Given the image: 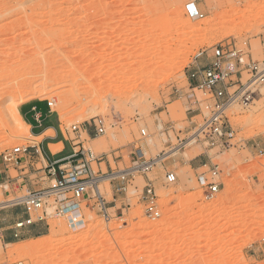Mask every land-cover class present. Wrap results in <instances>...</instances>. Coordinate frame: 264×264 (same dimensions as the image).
<instances>
[{
	"label": "rangeland",
	"instance_id": "374dc122",
	"mask_svg": "<svg viewBox=\"0 0 264 264\" xmlns=\"http://www.w3.org/2000/svg\"><path fill=\"white\" fill-rule=\"evenodd\" d=\"M191 5L204 17L191 13ZM226 43L264 62V0H0V159L44 140L32 128L18 137L10 127L14 109L31 117V104L43 103L60 140H76L77 126L85 148L107 154L113 170L132 167L133 146L157 159L148 176L162 214L156 221L145 217L147 178L136 174L124 195L127 207L118 215L109 211V221L84 203L69 222L48 219L44 237L24 235L13 245L0 238V264H264V94L250 107L227 109L236 131L230 148L192 145L173 155L167 148L195 127L187 119L194 95L208 99L191 91L190 74ZM101 66L106 81L93 75ZM65 93L76 98L66 112ZM96 120L106 133L89 139L84 129ZM168 123L175 133L162 132ZM199 157L220 171L222 186L212 200L190 166ZM169 172L178 179L171 186L165 184ZM101 192L113 200L109 181ZM14 196L12 187L0 188V203ZM14 209L0 208V227L22 217Z\"/></svg>",
	"mask_w": 264,
	"mask_h": 264
},
{
	"label": "built area",
	"instance_id": "2783aa9c",
	"mask_svg": "<svg viewBox=\"0 0 264 264\" xmlns=\"http://www.w3.org/2000/svg\"><path fill=\"white\" fill-rule=\"evenodd\" d=\"M189 11L196 14L198 18L204 17L195 5H191ZM190 79L196 83L195 87H191L193 92L200 91L208 95V99L201 101L194 95L190 100L187 119L195 127L189 132L187 138L178 136L176 144L167 143L168 153L173 155L192 145L219 151L230 148L232 142L236 140V131L232 128L226 111L236 104L243 108L250 107L257 101V97L264 94V62L255 61L248 52L238 49L237 44L226 43L216 46L212 50L209 63L206 66L196 67L190 74ZM48 106L52 109L53 102H48ZM197 118H201V122H196ZM90 127L93 128L95 136L106 133L102 120L94 121ZM72 130L77 135L76 140L71 141L72 153L42 168L43 174L39 179V188L25 189V180L18 181L16 178H8L0 184V188L5 191L12 187L15 196L8 204L9 207L23 208L26 216L15 225L14 237L21 238L22 231L35 223H48L50 218L68 220L75 211H83L84 203L86 208L101 214L106 221H109L111 215L108 202L101 192L102 180L106 177H111L109 182L115 194L127 195L130 179L136 174L145 176L147 184L141 199L145 217L151 221L160 219L162 214L159 211L160 199L157 188L148 176L157 165V159H146L142 148L133 146L130 153L134 158L132 167L123 170L112 169L110 173H102L99 167L109 161V156L96 155L92 150L86 149L81 142V130L77 126H74ZM162 132L175 133L176 128L173 123H168L166 128H162ZM178 132L179 135H184V131ZM141 134L142 137L147 136L146 131H142ZM32 149L30 146H21L2 155L5 171L8 172L20 166V158L24 155L45 159L42 152L37 149L31 152ZM196 171V179L205 199H214L222 186L219 169L216 166L204 165ZM177 181L175 173H167L165 177L167 186L174 185ZM25 190L24 195H16ZM3 234L4 231L0 229V238ZM260 248L264 256V238L260 241Z\"/></svg>",
	"mask_w": 264,
	"mask_h": 264
},
{
	"label": "crops",
	"instance_id": "0c3cea01",
	"mask_svg": "<svg viewBox=\"0 0 264 264\" xmlns=\"http://www.w3.org/2000/svg\"><path fill=\"white\" fill-rule=\"evenodd\" d=\"M200 65H197L196 67H199ZM195 67V68H196ZM196 83L190 79V86L195 87ZM193 91V89H191ZM31 111L32 116L27 117L26 114L21 111V115L24 119V121L31 126L33 134H35V137H43L45 136L44 140L39 143H34L33 145H30L33 149L31 152H34L35 149L42 152L45 156V161L42 160L39 157H32L31 155H24L20 158V166H18L16 169H10L8 172L5 171L4 165L2 163V159H0V183H3L7 181L8 178H13L11 176V171L14 170L18 177L16 178L18 181L24 179L26 182V187L30 190L39 188L40 186V177L42 176V168H44L48 163H51L53 161H57L59 159H62L72 153V144L70 141L66 139L68 144L64 140H60L59 134L57 132L56 127L48 126L49 124V118H50V111L46 109V107L43 105V103H38L37 105L31 104ZM45 107V108H44ZM38 129L36 133L35 130ZM85 134L89 137V139L95 138L94 130L91 128L84 129ZM49 131H53V134H49ZM62 145L61 150L57 153H53L52 149H50V146L56 145ZM122 157V162H124V155L123 153L117 152ZM117 153H114L113 156H116ZM131 153V151L129 152ZM130 159H132L131 154L129 155ZM116 167L119 165V162L116 161L117 157H114ZM118 163V164H117ZM106 170L108 173L112 170V164L110 160L105 163ZM208 165L206 160L203 157H199L192 161L190 163V166L193 170H197L199 167ZM99 169L104 173L102 166L99 167ZM127 197L124 195H118L113 194V200L107 201L108 202V208L109 211L115 210L116 214L118 215L121 211L125 210V207H127L126 203ZM120 205V207H119ZM14 212H21L22 217L20 219L15 220L11 223L10 227H0L1 230L4 231L3 237L1 238L4 243H7L9 245H13L17 243V238L14 237V227L15 225L22 221L26 216L24 215L23 208L16 207L14 209ZM46 225L48 223H35L34 225L28 227L21 233V237L24 235H30V239L33 238H40L44 237L47 233Z\"/></svg>",
	"mask_w": 264,
	"mask_h": 264
},
{
	"label": "bare ground",
	"instance_id": "6f19581e",
	"mask_svg": "<svg viewBox=\"0 0 264 264\" xmlns=\"http://www.w3.org/2000/svg\"><path fill=\"white\" fill-rule=\"evenodd\" d=\"M108 46V44H105L103 47H106ZM96 47V46H95ZM92 48V47H91ZM96 50V49H95ZM100 50V49H99ZM97 51V50H96ZM92 54V53H91ZM96 55L93 54L92 57ZM102 55H107L105 54V52L102 54ZM109 62H111L113 60V57H108L107 58ZM88 60V59H87ZM89 61V60H88ZM98 69H96V71L94 72V76H95V79H97L98 81L100 80H104L105 79V76L99 71L101 70V68H104V67H97ZM109 81L112 80V77H109L108 79ZM106 81V80H104ZM104 83V82H103ZM78 98V97H77ZM85 96L83 97V99H81L82 102L85 101ZM76 100L75 97H72L69 93H65L61 96V103H62V106H63V111H67L70 106H72V102L73 100ZM84 100V101H83ZM0 105H2V103L0 102ZM10 127H11V130L17 134L18 137H22V136H26V135H29L30 134V129H31V126H29L23 119L22 115H21V112L19 110V107H17L16 109L13 110V113H12V116H11V119H10ZM51 132V131H49ZM53 133V132H52ZM50 149H52V152L54 153H57L61 150V145H54V146H50ZM110 178L111 177H106L104 178L102 181L103 182H107V181H110ZM11 201V200H10ZM10 201H6V202H1L0 204L2 206H0V208H3V207H6L8 206V204L10 203ZM75 212H79V210L75 211ZM74 212V213H75ZM82 212V211H81ZM73 215V214H72ZM70 219H68V222H69Z\"/></svg>",
	"mask_w": 264,
	"mask_h": 264
}]
</instances>
